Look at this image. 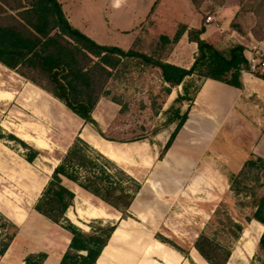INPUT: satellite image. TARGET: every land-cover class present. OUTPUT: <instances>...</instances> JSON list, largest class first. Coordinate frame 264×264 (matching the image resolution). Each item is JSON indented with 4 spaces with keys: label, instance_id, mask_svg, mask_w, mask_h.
Listing matches in <instances>:
<instances>
[{
    "label": "crops",
    "instance_id": "crops-1",
    "mask_svg": "<svg viewBox=\"0 0 264 264\" xmlns=\"http://www.w3.org/2000/svg\"><path fill=\"white\" fill-rule=\"evenodd\" d=\"M75 1L77 0H58L65 17L74 28L99 45L114 46L124 51L134 48L142 52L140 45L135 47L136 43H141V33L136 31L152 15L161 0H113L114 6L121 7L132 1L136 7L130 10L125 8L114 16L118 33L129 31V28L132 30L128 23L131 19L136 20L133 21V31L136 34L134 38L117 39L116 43L109 39L107 24H101L95 31L92 23L81 18L76 12ZM187 1L185 3L188 18L177 23L176 27L184 26L186 30H198L203 27L200 39L209 42L218 50L241 45L246 58L249 55L247 48L257 46L264 56V46L259 44L263 38L254 35V26L243 25L241 30L232 27L239 13L238 2L236 7H227L224 0L225 4L216 11L221 25L220 30H216L213 27H204V18H201L199 10L195 9L190 0ZM174 35L175 33L165 37L172 40ZM196 51V44L188 41L185 31L175 43H171V50L162 61L187 70L194 61ZM3 68L24 82L17 94L11 95L13 99L17 102L27 100V90L40 95L41 98V102L29 98L33 103L28 112L38 122L32 124L36 126V132L32 129L31 132H13V135L41 152L61 147L64 152L71 140L78 136L92 149L140 182V189L128 208L130 217L126 219H121L115 210H107L99 200L105 213L94 207L96 205L91 202L94 197L68 182L70 187L67 188L73 192L74 199L65 217L72 224L83 231H88L87 224L94 220L116 225L94 264H206L193 248L199 229L185 226L183 215L190 209L189 197L199 193V186L206 183L205 172L209 153L212 152L214 156L219 154L211 149L217 132H221L224 127L236 126L242 118L239 111L245 109L247 102L251 98L258 99L264 95L262 79L243 71L240 75L241 89L210 79L199 81V89L192 103L187 105L188 115L185 123L163 158L159 160V151L167 137L165 141L159 140V135H156L151 142L146 139L126 143L111 142L102 139L90 125L84 124L71 113L78 123L74 132H58L55 124L61 122L62 113L59 107L62 105L13 71ZM47 98L57 103V110L54 112H45L42 102L45 103ZM92 118L104 132L105 121L97 119L94 110ZM167 131L171 132L172 129L169 127ZM55 166L46 172L43 164L37 166L34 162L27 163L21 156L15 158L14 153L0 142V215L18 227L16 236L0 257V264H25L24 260L28 255L38 253L47 255L42 264H59L69 244V236L33 209ZM187 233H193L192 240L188 242L183 238ZM155 234L175 241L186 249L187 254L183 255L160 243L154 238Z\"/></svg>",
    "mask_w": 264,
    "mask_h": 264
},
{
    "label": "trees",
    "instance_id": "trees-1",
    "mask_svg": "<svg viewBox=\"0 0 264 264\" xmlns=\"http://www.w3.org/2000/svg\"><path fill=\"white\" fill-rule=\"evenodd\" d=\"M190 1L195 9L199 8L201 0ZM242 1L239 0L240 13L254 12L259 16L258 9L242 8ZM185 31L188 41L195 43L197 49L194 61L187 70L134 48L124 51L97 44L68 22L58 0H0V65L55 99L69 113L90 125L102 139L118 143L141 141L143 138L130 141L108 138L92 118L95 106L106 94L112 72L125 59H134L138 64L158 69L165 83L171 87L180 86L183 91L164 112V128H174L159 151L158 159L161 160L187 119L188 107L181 113L182 103L190 105L199 89L198 86L189 96V87L183 84L185 79L195 76L199 81L210 79L241 89V72H248L244 48L232 45L225 50L216 49L200 39L203 27L186 30L184 26H179L172 40L165 36H160L159 40L167 44L175 43ZM257 77L264 81V76ZM157 134L154 132L153 136ZM0 139L19 145L24 151L23 159L29 164L44 153L12 134L0 136ZM252 170L264 174V159L251 157L238 174L229 173L226 178L235 194L244 191L249 197L248 205L252 213L245 222L254 220L263 227L255 246L254 260L264 264V191L257 194L256 186L241 182L244 173ZM64 180L99 200L105 207L117 211L121 219L130 217L128 208L140 189V182L78 136L71 140L58 158V164L52 169L33 209L69 236V244L59 264H94L116 225L94 220L87 224L89 230L83 231L72 224L65 213L73 204L74 194L64 186ZM0 222L3 223L0 226L1 257L16 236L18 227L1 215ZM210 223L218 227L213 235H221L224 244L201 230L193 242V248L206 264H227L231 245L240 237L242 224L220 214L218 210L210 215ZM154 238L183 255L187 254L186 249L173 240L160 234H155ZM46 257L44 253L31 254L24 262L42 264ZM254 260L251 259L249 264H253Z\"/></svg>",
    "mask_w": 264,
    "mask_h": 264
},
{
    "label": "rangeland",
    "instance_id": "rangeland-1",
    "mask_svg": "<svg viewBox=\"0 0 264 264\" xmlns=\"http://www.w3.org/2000/svg\"><path fill=\"white\" fill-rule=\"evenodd\" d=\"M185 1L188 2L187 0H161L152 15L136 31L141 33V43H136L135 47L140 45L142 53L156 59H163L171 50V44L161 42L159 37L176 33L179 28L176 24L188 18ZM224 2V0H201L198 8L201 18L217 11L225 4ZM237 2L239 3V0H226V6L236 7ZM242 2V8L258 9L259 16H256L254 12L240 13L239 11L232 27L241 30L243 25L254 26V35L263 38V41L259 43L262 47L264 46V0H243ZM261 4L262 7L258 8ZM74 5L77 7L76 12L81 18L92 23L95 31L101 24H107L109 39L113 43H116L117 39L127 40L136 35L133 31V23H135L133 21L136 20L131 19L128 26L132 30L129 28V31L123 33H118L114 25L116 14L125 8L136 9L132 1L121 7L114 6L113 0H77ZM23 84L24 82L17 76L0 66V136L13 135V132H31L32 129L36 132V126L32 124L38 122L28 112L33 103L29 98L41 102L40 95L27 90V96H25L27 100L17 102L11 97L17 94ZM183 84L189 87V96H191L198 88L199 80L192 76L186 78ZM105 92V96L95 106L94 116L105 121L103 130L108 138L122 141L138 138L151 141L155 138L154 132H158L159 140L165 141L170 131H167V127L164 128V112L172 105L178 94H183L181 87H171L165 83L158 69L138 64L134 59L123 60L120 66L112 72ZM260 98H251L245 109L239 111L242 118L236 126L224 127L221 132H217L211 149L219 154L214 156L212 152L209 153L205 172L206 183L202 182L204 185L199 186V193L189 197L188 207L190 209L183 215L185 226L205 231L212 237H215L213 232L218 231V227L210 223V215L215 210L242 224L240 237L231 245V255L227 264H249L251 259L254 260L255 246L263 232V227L254 220L245 222V219L252 213L248 205L249 197L244 191L235 194L226 178L229 173L238 174L244 163L251 157L264 159V95ZM46 100L45 103L42 102L46 113L57 110L55 108L58 106L57 103L48 98ZM187 105V102L182 103L181 113H184ZM59 110L62 113L61 122L55 124L58 132H74L77 121L63 106L59 107ZM170 128L173 130L174 126ZM0 142L14 153L15 158L16 156L23 158L24 151L19 145L4 139H0ZM61 148L44 151L41 158H37L34 163L37 166L43 164L46 172L49 171L51 167L58 164V158L65 152H62ZM241 182L243 185L256 186L257 194L264 191V174L260 172L252 170L244 173ZM63 184L70 187L65 180ZM91 202L96 205L94 207L105 213L98 200L92 198ZM107 210L110 211L109 208ZM71 211L72 209L69 213ZM1 224L3 223L0 222V226ZM183 236L188 242L192 240L193 233ZM221 238V235L215 237L218 242L224 244ZM253 264H260V262L254 260Z\"/></svg>",
    "mask_w": 264,
    "mask_h": 264
},
{
    "label": "built area",
    "instance_id": "built-area-1",
    "mask_svg": "<svg viewBox=\"0 0 264 264\" xmlns=\"http://www.w3.org/2000/svg\"><path fill=\"white\" fill-rule=\"evenodd\" d=\"M204 27H213L216 30H220V21L216 16V11L208 14L204 18ZM249 52L246 60L248 62V72L256 76H264V56L260 52L257 46H249L247 48Z\"/></svg>",
    "mask_w": 264,
    "mask_h": 264
}]
</instances>
